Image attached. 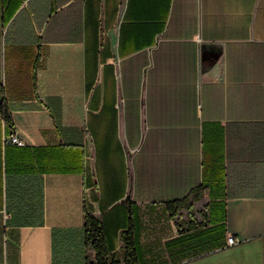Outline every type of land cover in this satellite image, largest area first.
<instances>
[{
  "label": "crops",
  "instance_id": "1",
  "mask_svg": "<svg viewBox=\"0 0 264 264\" xmlns=\"http://www.w3.org/2000/svg\"><path fill=\"white\" fill-rule=\"evenodd\" d=\"M0 111V264H264V0H0Z\"/></svg>",
  "mask_w": 264,
  "mask_h": 264
},
{
  "label": "trees",
  "instance_id": "2",
  "mask_svg": "<svg viewBox=\"0 0 264 264\" xmlns=\"http://www.w3.org/2000/svg\"><path fill=\"white\" fill-rule=\"evenodd\" d=\"M2 114L8 126L13 128V123L5 111H2ZM121 236L123 242L121 252L108 253L100 219L92 213L86 212L84 219L85 244L94 252V259L87 264H138L132 228H128Z\"/></svg>",
  "mask_w": 264,
  "mask_h": 264
},
{
  "label": "built area",
  "instance_id": "3",
  "mask_svg": "<svg viewBox=\"0 0 264 264\" xmlns=\"http://www.w3.org/2000/svg\"><path fill=\"white\" fill-rule=\"evenodd\" d=\"M3 117L2 112L0 111V118ZM6 142L14 144L16 146L23 147L25 146V142L14 132L12 131L8 136H6ZM238 240H236L234 237L229 236L227 238V247H233L237 245Z\"/></svg>",
  "mask_w": 264,
  "mask_h": 264
},
{
  "label": "rangeland",
  "instance_id": "4",
  "mask_svg": "<svg viewBox=\"0 0 264 264\" xmlns=\"http://www.w3.org/2000/svg\"><path fill=\"white\" fill-rule=\"evenodd\" d=\"M89 251L82 249L81 264H87L94 259V252L90 247L87 248Z\"/></svg>",
  "mask_w": 264,
  "mask_h": 264
}]
</instances>
